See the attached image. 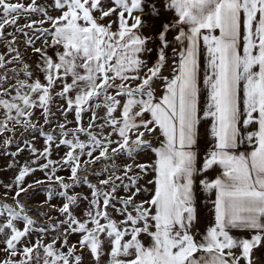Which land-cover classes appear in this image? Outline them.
Masks as SVG:
<instances>
[{"label": "snow or ice", "instance_id": "6c2138e0", "mask_svg": "<svg viewBox=\"0 0 264 264\" xmlns=\"http://www.w3.org/2000/svg\"><path fill=\"white\" fill-rule=\"evenodd\" d=\"M0 155V264H264V0H0Z\"/></svg>", "mask_w": 264, "mask_h": 264}, {"label": "rangeland", "instance_id": "374dc122", "mask_svg": "<svg viewBox=\"0 0 264 264\" xmlns=\"http://www.w3.org/2000/svg\"><path fill=\"white\" fill-rule=\"evenodd\" d=\"M21 23H23V21H21ZM34 59V58H33ZM33 69H35V64H33ZM69 120L72 119L71 116L68 117ZM37 147H40V144H37ZM11 150H14L11 149ZM27 155V153H25V156ZM55 158V157H54ZM20 160L23 161L24 160V156H21L20 157ZM10 163L9 159L6 157V156H3V155H0V181H3L5 183L9 182L10 179L13 177L14 175V172L11 171V170H7V165ZM63 174V173H62ZM39 175V173L37 174ZM78 191H81L83 192L84 189H78ZM3 198V192L2 190H0V199ZM43 199V194L41 195H37L36 196V200H41ZM10 200V199H9ZM54 203L58 202V201H53ZM11 203V202H10ZM30 205H33L34 206V203H31ZM33 206H30V207H33ZM33 218L35 219H39L38 217L34 216Z\"/></svg>", "mask_w": 264, "mask_h": 264}, {"label": "crops", "instance_id": "0c3cea01", "mask_svg": "<svg viewBox=\"0 0 264 264\" xmlns=\"http://www.w3.org/2000/svg\"><path fill=\"white\" fill-rule=\"evenodd\" d=\"M170 63H171V61H170ZM165 74H168L167 70H165ZM140 159L141 160H147V159H149V157H147V156H141ZM258 255H259V253H257V256Z\"/></svg>", "mask_w": 264, "mask_h": 264}, {"label": "built area", "instance_id": "2783aa9c", "mask_svg": "<svg viewBox=\"0 0 264 264\" xmlns=\"http://www.w3.org/2000/svg\"><path fill=\"white\" fill-rule=\"evenodd\" d=\"M2 199V198H1ZM9 203L11 202V200L8 201Z\"/></svg>", "mask_w": 264, "mask_h": 264}, {"label": "bare ground", "instance_id": "6f19581e", "mask_svg": "<svg viewBox=\"0 0 264 264\" xmlns=\"http://www.w3.org/2000/svg\"><path fill=\"white\" fill-rule=\"evenodd\" d=\"M30 206H33V205H30V204H29V207H30Z\"/></svg>", "mask_w": 264, "mask_h": 264}]
</instances>
